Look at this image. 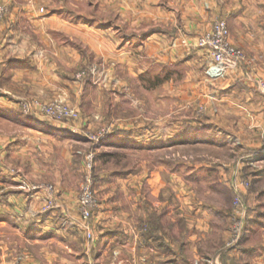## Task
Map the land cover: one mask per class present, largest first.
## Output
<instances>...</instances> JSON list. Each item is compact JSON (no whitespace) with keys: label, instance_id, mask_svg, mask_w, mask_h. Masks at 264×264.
Masks as SVG:
<instances>
[{"label":"crops","instance_id":"crops-1","mask_svg":"<svg viewBox=\"0 0 264 264\" xmlns=\"http://www.w3.org/2000/svg\"><path fill=\"white\" fill-rule=\"evenodd\" d=\"M172 1L176 0H168L170 6L153 1L148 15L154 25L142 34L131 32L136 34L129 37L118 22L83 17L68 6H57L53 0H0L8 6V14L0 22L3 131L25 123L27 118L20 110L24 100L49 102L65 98L80 110L79 118L72 123L77 128L91 124L94 118L106 125L121 120L126 97L132 96L131 107L146 105L153 116L158 110L164 111L160 116L164 123L158 126L153 120L144 124L146 133L173 125L175 120L179 124L176 133L180 132L182 139L190 137L187 128L198 131L200 135L191 134L198 141L179 143L180 151L186 154L198 151V160L217 158L220 162L218 159L234 158L230 143L233 138L246 149H257L264 127V94L259 91V81L264 80V0H178L176 6H171ZM216 18L227 21L232 42L256 61L253 68L242 65L238 71L210 80L205 75L207 54L188 48L181 41L186 39L193 44L198 34L211 29ZM97 64L105 85L77 86L75 75ZM90 78L94 79L92 74ZM143 80H150L153 85L145 87ZM199 107L204 109L201 117L196 113ZM64 125L58 123L48 129L55 133L75 131L70 123ZM47 136L20 138L7 146L6 154L11 162L28 163L18 168L24 178L13 179L20 186L28 180L56 183L55 209L59 215H43L36 210L45 193L40 188L29 192L10 190L8 185L12 183L3 178L0 264H166L188 246L191 248L195 240L212 242L210 249L194 253L199 264H204L201 260L208 264H264V222L254 233L246 234L241 245L226 246L230 236L229 198L223 201L224 206L201 202L207 211L203 218H192L202 206L194 211L192 206L179 204L180 196L173 192H182L180 187L185 184L180 172H173L168 161L166 167L153 168L148 174L146 193L141 183L133 186L135 194L128 210L115 198L118 191L127 187L109 188L112 193L101 195V204L91 218L96 234L86 247L78 240L76 230L77 193L68 183H61L62 175H69L68 168L77 163L79 146L71 144L75 138H44ZM171 136H167L168 145L164 146L171 147ZM2 137L10 138L6 134ZM147 153L150 152H146L148 156ZM35 156L41 160L36 162ZM62 161L68 166L62 167ZM213 166L197 165L190 176L203 179L207 188L226 189L220 176L224 172L231 174L232 170L224 162ZM248 205L253 219L264 201L250 199ZM81 258L87 262H81Z\"/></svg>","mask_w":264,"mask_h":264},{"label":"rangeland","instance_id":"rangeland-1","mask_svg":"<svg viewBox=\"0 0 264 264\" xmlns=\"http://www.w3.org/2000/svg\"><path fill=\"white\" fill-rule=\"evenodd\" d=\"M153 1L156 0H70L68 2L67 0H62V2L60 0H53L54 3H57V6H68L69 8L74 9L76 14L79 13L83 17L85 16L86 18L91 19L97 18L99 21L102 19L103 21L105 20V22L108 19L118 22L124 26V29L127 31V35L129 37L132 34H136L131 32H140L139 34H142L144 30H147V28L154 25L155 21H152L148 15V8L153 4ZM157 1L162 2L165 6L169 5L168 0ZM177 3L178 0L172 1L171 6H176ZM217 19L220 18H216V20ZM203 33L205 32H201L200 34ZM190 48L196 49L192 46ZM96 67L99 73L93 75L94 79L88 78V75L83 78L75 75L74 81L77 86L85 88L86 84L92 83L97 86V88L103 87L105 85V80L100 76L99 64H97ZM141 84L145 87L153 85L150 80H143ZM131 97L132 96L126 97L128 102L123 104L126 109L122 112L123 116L121 120H115L112 122L113 124L106 125L102 124L100 119L94 118V122H91V124L89 123L85 126L79 125L77 128H75V125L72 124L75 120H71L69 122L62 123L65 124L64 127L67 126L66 124L70 123V125L75 128V131L67 130L68 133L52 132V130L48 128L54 129L58 125V122H54L45 116L25 113L23 109L20 108L21 114L27 118L22 126L11 127L9 132H4L3 128L0 127V183H2L1 180H3V178H6V180H8L7 183H12V185L8 183L10 190H22L24 192H26L25 190L29 192V190L36 187L40 188L39 190H42L45 193L39 208L36 210H38L41 214L43 213V215L47 214L52 216L53 214H56V216H58L59 212L55 209L58 192L56 183L54 181L43 182L28 180L25 184L20 186L18 183L14 182L13 179L16 177L20 176L24 178V175L20 174L18 168L20 166H27L28 163L22 164L21 162L19 163V161L18 163L16 161L11 162L8 158L9 155L6 154V149L8 145L10 146V144H12V142L21 141L20 138H39V136L44 135H49L44 138H75L74 141L76 143L71 141L73 142L71 144H77V146H79L78 152L80 153L77 154V163L76 165L72 164V166L68 168L69 175H62L63 181L61 183H63L62 185L68 183V187L73 189L74 193H77V210L79 216L78 219L80 220L79 195L82 186L86 183L85 181L87 175L91 177V186L93 190H95L97 196V207L94 209L93 215L96 213L97 208L101 204V195H107L109 192L112 193V191H109V188L112 190L117 187L121 189L122 186L127 187V189L125 191H118L114 194L116 195L115 198L119 199L128 210L133 195L135 194L133 186H138V183H141L142 189L146 193V188L149 186L147 179L153 171V168L163 166L166 167V161H168L169 165L173 168V172H180L181 176H177L182 177V182L185 184L180 187L182 192H173L174 196H176V194L180 196L178 197V199L180 198L179 204L187 207L192 206L193 209L191 210L194 211L202 208L200 209L201 211L198 215L195 213L194 215L192 214V218H203L204 212L207 211V207L200 205L201 202L209 205L213 204V206H224L223 201L225 198H229L231 203L229 212L230 236L226 242V246L237 247L241 245L245 235L254 233L255 230L259 228L258 226L264 222V213H261L264 212V205L262 207H257L255 212L256 216L253 219L249 216L251 208L248 205V201L250 199L264 201L263 133L262 138H260V145L255 150L246 149L237 138H233L230 141L232 152L235 154L234 158H230L228 161L218 159L220 162H224V164L229 166L232 170L231 174L223 171L225 174L220 176L222 183L227 184L225 186L226 189L222 187H213L211 190L205 186L203 179L198 181L197 178H195L196 176H190V173L195 170L197 165L201 166L205 163L206 165H214L213 167H217L218 163H220L216 160L217 158H211V160L208 161H201L195 157L198 151H189V154L180 151L179 140L181 137L178 135L180 132L177 131L178 133H176V129H178L177 126L179 125L176 123V120L173 122L174 126L166 125L164 128L156 127V132H152L150 129L151 132L146 133L147 128H145L144 124L146 125L149 122H153V120L158 126H160L158 123H164L163 119H160V116L163 117L164 111L158 110L153 116L147 111L146 105H141L139 108L131 107L129 106ZM59 99L63 100L68 106L76 111H80L77 105L70 103L65 98ZM56 100L41 102V100L38 99H28L21 102V104L33 101L51 103ZM98 106L97 102L96 107L98 108ZM203 110V108L199 107L196 112L198 113L197 115L201 117L204 114ZM152 117L154 119H152ZM186 130L190 131L193 135L195 134V136L200 135L198 131L195 132L191 127ZM36 131H40V134H36ZM4 134L7 136L9 135L10 138H3L2 135ZM34 135L38 137H34ZM218 135L222 137L221 134L218 133ZM160 136L163 138L159 139ZM167 136H171L169 140L171 147L164 146L168 145V142H166L168 139ZM116 138L121 141H116ZM154 139L156 141L155 143H152L151 141ZM158 139L161 141H158ZM24 141L28 140L24 139ZM110 143L111 145H109ZM140 152L142 153L139 154ZM146 152H150L147 153L149 158L146 155ZM204 152V154H208L207 151ZM90 153L94 155L91 170L87 167V156ZM229 155H231V153ZM38 158L35 156L36 162H38ZM39 160H41V158H39ZM25 161L27 160L25 159ZM61 166H68L67 162L64 163L62 161ZM5 170L6 176L2 174ZM200 176L202 177V175ZM101 186H106L108 189L101 190ZM50 187L53 188V193L49 191ZM237 190L239 191L237 192ZM3 195L4 193L0 192V198H2ZM125 202H127V205ZM179 204H176L177 208L179 207ZM197 206L202 207L195 208ZM173 208L175 209V207ZM65 225L68 227V224ZM77 228L78 240L88 247L87 244L92 243L93 241L87 239L84 230L81 226H79V224ZM92 231L93 235H95L96 231L93 229ZM193 244L194 245L191 248L188 246L187 250L184 249L186 252L184 251L183 253H178L179 255H176V259L169 263L199 264V262L195 261L197 259L194 255L196 256L199 251L203 252L204 250L210 249L212 242L211 240H203L201 242H197V240H195ZM195 252L196 254H194ZM185 259L187 260L185 261ZM203 261L204 264H208L206 260H201L200 262L203 263ZM81 262H87V260H85V258L84 260L81 258ZM92 264H94V262Z\"/></svg>","mask_w":264,"mask_h":264},{"label":"built area","instance_id":"built-area-1","mask_svg":"<svg viewBox=\"0 0 264 264\" xmlns=\"http://www.w3.org/2000/svg\"><path fill=\"white\" fill-rule=\"evenodd\" d=\"M40 11L43 12V9ZM7 14L8 6L4 3H0V22ZM181 43L186 47L190 48L192 46L207 54L209 62L205 74L210 80H217L224 77L228 72L238 71L242 65L253 67L256 61V58L249 56L244 50L232 42L228 23L222 18L215 20L209 31L198 35L193 44L186 39H183ZM89 71L92 75L98 73L97 67L93 66L88 70H81L76 75L77 77L83 78ZM259 87L261 93L264 94V81H260ZM21 108L25 113L45 116L58 123H65L71 120L74 121L79 118V112L60 99L51 103H41L39 101L25 102L21 104ZM93 160L94 155L92 153L88 154L87 167L89 170L92 169ZM85 182L79 195L80 220L77 223L84 230L87 239L93 241L94 235L91 226V218L93 217L94 209L97 207V196L95 190H93L91 186L92 181L89 175H87ZM49 191L52 193L54 192L52 187H50ZM238 191L239 190H237V192Z\"/></svg>","mask_w":264,"mask_h":264},{"label":"trees","instance_id":"trees-1","mask_svg":"<svg viewBox=\"0 0 264 264\" xmlns=\"http://www.w3.org/2000/svg\"><path fill=\"white\" fill-rule=\"evenodd\" d=\"M13 64H15V65H17V63L16 62H13ZM87 75H88V78H90V74H89V72L87 73ZM188 133V132H187ZM190 137L189 138H187V137H185V138H181L182 139V141H181V139L179 140L180 142H183V141H186V142H189V141H195V140H197L198 141V137H196V138H192V135H191V133L190 134H188Z\"/></svg>","mask_w":264,"mask_h":264}]
</instances>
